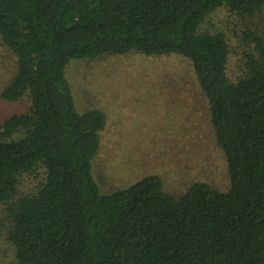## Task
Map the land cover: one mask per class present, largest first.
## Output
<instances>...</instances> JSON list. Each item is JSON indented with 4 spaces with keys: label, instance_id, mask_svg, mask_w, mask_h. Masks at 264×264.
Returning <instances> with one entry per match:
<instances>
[{
    "label": "trees",
    "instance_id": "1",
    "mask_svg": "<svg viewBox=\"0 0 264 264\" xmlns=\"http://www.w3.org/2000/svg\"><path fill=\"white\" fill-rule=\"evenodd\" d=\"M221 10L250 25L235 80L233 32L205 27ZM0 45V98L26 105L0 124L12 264H264V0H0ZM134 53L189 61L225 157V191L195 183L175 196L156 176L101 191L92 168L106 117L78 112L66 70Z\"/></svg>",
    "mask_w": 264,
    "mask_h": 264
},
{
    "label": "rangeland",
    "instance_id": "2",
    "mask_svg": "<svg viewBox=\"0 0 264 264\" xmlns=\"http://www.w3.org/2000/svg\"><path fill=\"white\" fill-rule=\"evenodd\" d=\"M205 27L233 32L229 33L233 44L228 74L235 80L241 74L246 50L243 37L249 23L221 10ZM7 56L0 45V92ZM66 79L79 113L100 110L106 117L92 168L103 193L125 189L148 176L161 178L165 190L175 196L195 183L226 190L225 157L216 145L208 104L188 60L174 54L104 56L72 61ZM25 110V103L8 104L0 98V124ZM36 183L26 178L24 189ZM3 218L0 209V264H12V250L3 239Z\"/></svg>",
    "mask_w": 264,
    "mask_h": 264
}]
</instances>
